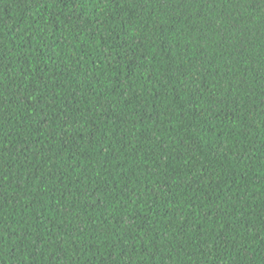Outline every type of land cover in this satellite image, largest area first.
Masks as SVG:
<instances>
[{
	"label": "trees",
	"instance_id": "trees-1",
	"mask_svg": "<svg viewBox=\"0 0 264 264\" xmlns=\"http://www.w3.org/2000/svg\"><path fill=\"white\" fill-rule=\"evenodd\" d=\"M0 264H264V0H0Z\"/></svg>",
	"mask_w": 264,
	"mask_h": 264
}]
</instances>
